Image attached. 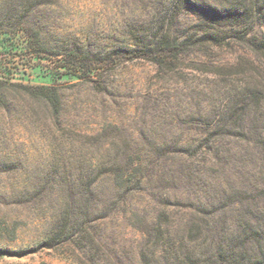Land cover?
I'll return each instance as SVG.
<instances>
[{"label":"rangeland","instance_id":"1","mask_svg":"<svg viewBox=\"0 0 264 264\" xmlns=\"http://www.w3.org/2000/svg\"><path fill=\"white\" fill-rule=\"evenodd\" d=\"M20 1L23 30L16 39L5 33L0 45L2 74L23 85L0 105V162L8 164L0 174V264H142L145 231L157 220L182 256L186 225L198 216L192 200H214L232 226L243 205L264 206V109L250 96V119L242 111V90L259 71L236 45L240 27L222 28V48L199 45L169 69L136 59L87 79L33 56L32 35L60 51L77 44L109 53L137 35L203 34L208 26L177 0ZM9 2L0 0V21ZM247 24L251 34L263 29L258 15ZM213 60L224 69L201 64ZM40 86L56 88L58 113ZM219 238L226 244L230 235L188 245L208 256Z\"/></svg>","mask_w":264,"mask_h":264},{"label":"trees","instance_id":"2","mask_svg":"<svg viewBox=\"0 0 264 264\" xmlns=\"http://www.w3.org/2000/svg\"><path fill=\"white\" fill-rule=\"evenodd\" d=\"M180 9H186L194 13L208 26L204 33L186 32L185 29H167L164 32L157 30L154 37L147 39L146 36H135L134 44L128 46H118L109 53L92 52L88 49L74 44L66 50H57L53 46L40 41L35 34L34 39L29 43V50L35 56L42 55L44 59L57 61L63 71L79 78L93 79L96 76H102L103 71L110 65H119L126 61L136 59H145L155 63L163 69H169L175 61L183 62L187 56L194 55L202 51L199 45L215 46L222 48L229 42H225L226 35H223V27H240L236 30V36L240 39L236 43L244 49L247 54L255 57L250 60L258 72V78L248 77L252 80L247 81L242 93L248 97L245 101L243 113L250 119L252 115V106L249 102L250 96H255L259 107L264 109V0H235L230 4L220 0H177ZM23 7L19 0H10L8 10L4 20L0 21V45L4 43L5 33L17 38L22 32V23L24 20ZM180 12L176 13V16ZM252 15H258L262 18L263 29L252 33L248 29V19ZM5 27V28H4ZM199 31V29H197ZM13 41L12 54H18L19 43ZM241 43V44H240ZM257 60V61H256ZM259 62V63H257ZM211 73L220 72L224 69L222 62L219 64L214 60L208 63H201ZM199 64V65H201ZM259 64V66H258ZM3 61L0 58V105L5 103L6 91L22 86L13 76L2 74ZM40 91L45 93L47 99L58 113L61 108L60 97L55 87L40 86ZM238 113V111H235ZM200 116L203 119H209L210 114L205 108L201 110ZM236 116L230 117V125H238ZM205 123V122H201ZM208 133V132H206ZM8 164L0 162V174H2ZM126 173L120 171L119 176L126 178ZM127 182L128 180H124ZM264 192V186L262 188ZM190 199V198H189ZM198 204L192 200L198 212L197 218H192L186 225V251L182 256L174 249L172 243L168 240L170 237V227L164 226L159 220L152 222L149 229L145 231L147 240L141 253L142 264H264V206L262 204L247 203L243 205V216L234 217L235 224H228V221L221 218V213L214 209V200H198ZM242 201H237L233 206L242 205ZM240 208V206H239ZM224 209V208H223ZM226 209V206H225ZM235 209V208H234ZM238 210V208L236 209ZM240 210V209H239ZM225 211V210H223ZM222 225V227H221ZM221 227V229H220ZM196 233V235H191ZM229 234L230 239L227 243L224 240L215 241L216 247L209 251L205 256L198 252L197 248L192 249L188 242L205 240L210 235ZM167 238V239H165ZM160 242H162L160 246ZM203 241H201L202 243ZM46 247H52L53 244L46 243ZM169 253L163 256L160 252ZM173 254V255H172Z\"/></svg>","mask_w":264,"mask_h":264}]
</instances>
